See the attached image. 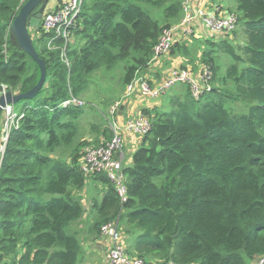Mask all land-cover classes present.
<instances>
[{
  "label": "trees",
  "instance_id": "1",
  "mask_svg": "<svg viewBox=\"0 0 264 264\" xmlns=\"http://www.w3.org/2000/svg\"><path fill=\"white\" fill-rule=\"evenodd\" d=\"M26 1L0 0V91L13 94L28 92L40 78L38 65L11 40L12 22ZM230 1L244 44H232L229 36L209 41L211 50L202 53L212 71L213 53L231 57L224 74L214 69L222 86L213 83L195 100L179 85L167 93L173 92L167 110L142 112L151 129L123 169L126 202L106 174L87 177L81 170L77 137L85 109L63 103L80 100L99 70L132 59L122 77L129 84L148 67L162 31L181 18L182 0H84L70 29L73 41L64 45L68 66L58 50L61 40L50 50L53 33L41 25L30 32L46 79L36 97L13 105L22 118L0 175V264H78L74 227L84 217L79 193L89 179L102 186L103 197L94 202L87 233L98 235L118 219L134 235L128 254L146 264H254L264 258V0ZM144 6L161 10L165 22ZM229 102L249 112L234 115ZM100 133L110 139L108 128Z\"/></svg>",
  "mask_w": 264,
  "mask_h": 264
},
{
  "label": "built area",
  "instance_id": "2",
  "mask_svg": "<svg viewBox=\"0 0 264 264\" xmlns=\"http://www.w3.org/2000/svg\"><path fill=\"white\" fill-rule=\"evenodd\" d=\"M192 0H185L182 3V19L178 28L171 27L164 29L160 39L153 49L151 62L167 55L173 47L176 30H179L185 38H191L195 33V24L200 22L204 29L214 35H231L237 28L236 14L229 13L227 16H217L214 12H208L201 8H192ZM84 0H63L62 8L55 12L44 11L40 25L45 33H53L49 41L51 45L54 40L67 39L68 32L73 25V19L80 13ZM48 42V43H49ZM64 51H61V58L69 65ZM213 74L208 65H203L199 75H195L187 69H176L171 71L169 76L159 85L152 87L147 79L137 75L125 86V97L140 96L157 100L166 95L173 88L183 85L190 90L193 99L199 100L204 94L211 91ZM6 87H2L0 96L4 95ZM81 103L75 99L63 103V105ZM21 114L13 105L5 106L1 111L0 125V175L7 143L13 130L19 126ZM151 129V121L145 116H139L125 122L121 127L113 122L112 134L109 140H105L100 146H89L84 151L79 165L83 173L88 177L96 173H104L116 186L117 195L121 202H126L125 178L122 168V147L124 145L121 131L133 134L137 137H144ZM100 235L107 237L110 248L105 255L106 264H146L143 260L130 256L125 248L122 231L118 219L103 224L100 227ZM172 264V263H170ZM254 264H264V258L257 260Z\"/></svg>",
  "mask_w": 264,
  "mask_h": 264
},
{
  "label": "crops",
  "instance_id": "3",
  "mask_svg": "<svg viewBox=\"0 0 264 264\" xmlns=\"http://www.w3.org/2000/svg\"><path fill=\"white\" fill-rule=\"evenodd\" d=\"M184 1L185 0H182V2ZM190 3L191 7L194 9L201 8L208 12H214L217 16H227L229 13H232L229 11V9H232L236 12L235 4L230 0H192ZM181 19L182 16L178 21L171 23L170 28L176 27L177 29ZM194 29L195 33L191 38H185L179 30H176L172 50H170L167 55L158 58L155 61H150L148 67L145 70L140 71L137 75L147 79L152 87L159 85L169 76L171 71L176 69H187L192 71L196 76L199 75L201 67L204 64L202 62V53L211 50L209 41L215 43L218 42V40L226 39V36L211 34L204 29L200 22H196ZM231 39L233 42H235L234 37H230L229 41H231ZM175 48L187 49L189 54H181L180 52H184L183 49L179 50L180 52L176 50L173 53V49ZM216 54H218V52L213 53L214 56ZM172 93L173 92L169 94L172 96ZM169 94L157 100L142 98L136 95L126 97L127 100L125 99V103L123 102L122 106L116 112L115 120L117 121V124L122 127L126 121L142 116V112L144 110H151L154 108L167 110L165 107L167 105L170 106L171 101V99L166 100ZM121 134L124 143L121 163L122 168L124 169L131 165L133 154L141 146L142 139L133 134L126 133L125 131H121ZM100 140L101 145L105 140ZM90 190L95 191V196L91 195L89 192ZM79 197L81 199L85 213L80 223L74 227V229L80 233L81 254L78 264H106L105 255L110 248V240L107 237L101 236L100 234L95 235L87 233V227L89 223L92 222L96 217L92 207L94 202L101 201L103 197V188L98 182L91 180L90 182H87L83 191L79 193ZM120 227L124 245L127 251L134 235L126 234L124 232V227L121 225Z\"/></svg>",
  "mask_w": 264,
  "mask_h": 264
},
{
  "label": "rangeland",
  "instance_id": "4",
  "mask_svg": "<svg viewBox=\"0 0 264 264\" xmlns=\"http://www.w3.org/2000/svg\"><path fill=\"white\" fill-rule=\"evenodd\" d=\"M62 6H63V0H48V2L45 5V10H47V12H55L57 9L60 10ZM144 7L147 9V11L149 12L150 16L153 19L157 20L161 24L165 22L161 10H156L149 6H144ZM229 11L232 12L233 14L236 13V16H238L237 12H235L234 10L229 9ZM76 18L73 19L72 27H74ZM32 33L34 32L31 31V34ZM68 34L69 35L67 39L64 38L59 39L63 43V46L58 48L60 52L64 51V45L66 43H68L69 41L70 42L73 41L71 39L72 31L70 30ZM229 36L232 38L234 37L235 42H231L232 44H236L237 46H241L244 44L243 41L245 40V35L242 31V25L240 22H238L235 32ZM229 36H226V38ZM31 37L32 39H34L33 36ZM47 47L50 50H55V46H52L51 42L47 44ZM212 59H213L212 66H214V69L216 70L220 68V72H219L220 74H224V72L226 71L225 69H227L226 66H229L232 63L231 57L224 53L218 52V54L212 56ZM62 61L65 63V60L62 59ZM203 63H204L203 65H206L205 62ZM130 64H132V59L119 62V64L111 71H107L104 68L99 70L98 73L92 76L87 93L80 100H77L81 103V106L85 109V113L81 122V129L77 137L78 138L77 143L83 144L80 151L81 158L84 156V151L87 147L99 146L101 142L100 139L107 140L105 139V136H103L104 134L102 135L100 133L102 128L103 130L104 128H108V130L112 134L113 122L115 123L117 122L115 120L116 112L122 106L123 102L125 103L126 92H125V85L122 83V77L125 73L127 66H129ZM214 69L212 71V74H214ZM221 77L222 76L219 77L218 75L216 80H214V78L212 79L213 82L211 84V89L214 87L213 83H216V87L222 86ZM227 87L229 89H232V84L228 83ZM15 109L18 111L17 108ZM226 109L234 115L246 114L249 112L248 106L235 102H229L226 105ZM0 125H1V120H0ZM123 147H122V151H123ZM91 180L92 179H89L88 182H90ZM89 192L91 193L92 196H95L94 190H90Z\"/></svg>",
  "mask_w": 264,
  "mask_h": 264
},
{
  "label": "water",
  "instance_id": "5",
  "mask_svg": "<svg viewBox=\"0 0 264 264\" xmlns=\"http://www.w3.org/2000/svg\"><path fill=\"white\" fill-rule=\"evenodd\" d=\"M48 0H27L20 8L11 25L12 42L38 65L40 78L34 88L23 94H13L8 91L0 96V116L7 105H15L22 100H31L37 96L46 79L45 63L39 58L32 42L31 31H37Z\"/></svg>",
  "mask_w": 264,
  "mask_h": 264
}]
</instances>
